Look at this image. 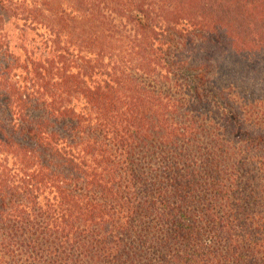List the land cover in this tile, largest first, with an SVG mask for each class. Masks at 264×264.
I'll return each mask as SVG.
<instances>
[{"label":"trees","instance_id":"trees-1","mask_svg":"<svg viewBox=\"0 0 264 264\" xmlns=\"http://www.w3.org/2000/svg\"><path fill=\"white\" fill-rule=\"evenodd\" d=\"M0 264H264V0H0Z\"/></svg>","mask_w":264,"mask_h":264}]
</instances>
